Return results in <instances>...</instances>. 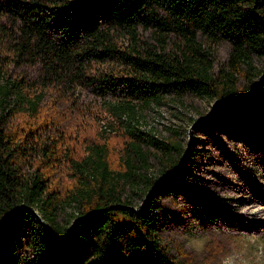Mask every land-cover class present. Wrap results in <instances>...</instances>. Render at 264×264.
Here are the masks:
<instances>
[{
	"label": "trees",
	"instance_id": "obj_1",
	"mask_svg": "<svg viewBox=\"0 0 264 264\" xmlns=\"http://www.w3.org/2000/svg\"><path fill=\"white\" fill-rule=\"evenodd\" d=\"M221 40L230 49L213 71ZM254 56L264 59V0H0V264H192L162 240L157 197L188 198L202 225L215 211L191 193L183 173L191 153L174 134L140 129L141 109L189 94L250 112L264 103ZM82 89L93 93L85 104L98 105L91 131L83 125L77 141L40 132L52 120L45 96L83 105ZM107 132L123 139L114 166L100 141ZM60 164L74 179L63 191L51 184ZM66 208L63 223L56 215ZM207 249L209 258L219 244Z\"/></svg>",
	"mask_w": 264,
	"mask_h": 264
},
{
	"label": "rangeland",
	"instance_id": "obj_2",
	"mask_svg": "<svg viewBox=\"0 0 264 264\" xmlns=\"http://www.w3.org/2000/svg\"><path fill=\"white\" fill-rule=\"evenodd\" d=\"M229 49L226 40L214 45L213 71L226 62ZM253 64L263 69L264 59L254 56ZM238 81L247 84L242 77ZM92 94L87 89L81 90L83 105L57 99L53 103L46 95L42 113L51 115L52 120L40 132L58 135L61 131L76 135V141L79 140L81 132L92 129L91 111L95 107L98 110V105L85 104L93 101ZM212 104L205 98L185 94L180 99L165 96L159 103L141 109L140 129L164 140L174 134L184 149L187 147L191 154L183 173L192 184L191 193L198 201L211 202L215 211L202 225L188 198L173 199L161 193L157 198L162 203L164 218L159 234L173 255L183 250L192 264H206L203 259L209 254L207 247L218 244L219 251L206 258L207 264H264V103L248 112L239 105L229 107L216 102L206 118L191 126L195 119L209 112ZM210 115L212 119L207 120ZM107 119L102 116L98 128ZM13 124L19 128L24 125L20 117ZM85 124L87 129H81ZM100 138L101 142H108L109 161L114 166L120 154L118 143L123 139L109 132ZM149 161V170L156 172L160 164L152 153ZM24 168L33 167L27 163ZM52 177L51 184L59 191L71 187L74 181L63 164L54 167ZM130 196L134 202L143 197L138 189ZM68 216L66 208L57 212L56 219L66 223ZM177 257L183 259L181 253Z\"/></svg>",
	"mask_w": 264,
	"mask_h": 264
},
{
	"label": "water",
	"instance_id": "obj_3",
	"mask_svg": "<svg viewBox=\"0 0 264 264\" xmlns=\"http://www.w3.org/2000/svg\"><path fill=\"white\" fill-rule=\"evenodd\" d=\"M256 82H257V81H256ZM214 103H216V101H213V104L211 105V108H210L209 112H208L205 116H203V117H201V118H197V119H195V120L191 123V126H193V125L199 123L200 120L206 118V117L210 114L211 110L213 109V107H214ZM186 150H187V147L184 149V153L186 152ZM184 153H183V154H184ZM183 154L181 155V159H180V161L178 162V164L175 166V168H174L169 174H172V173L177 169V167L180 165V162H181V160H182V158H183ZM150 190H151V189H150ZM148 192H149V191H148ZM148 192L145 194V196H144L142 202H144V199H145L146 196L148 195ZM123 205H124V204H110V205H108L107 207H116V206H123ZM125 206H128V205H125ZM130 207L133 208V209H139V207H137V206H130ZM105 208H106V207H105ZM34 213L36 214L37 219H38L39 222L42 224V226H43V228L45 229V231H46L49 235H52L51 232H50V229H49L48 225L45 223V221L42 219V217H41L36 211H34ZM74 220H75V219H73V220L70 222L69 227H68V230H69L68 235H67L63 240H66L67 237L69 236V234H70V230H71V228L73 227V224H74ZM5 221H6V220L2 221L0 224H3Z\"/></svg>",
	"mask_w": 264,
	"mask_h": 264
}]
</instances>
